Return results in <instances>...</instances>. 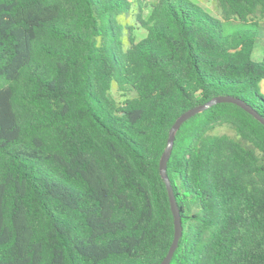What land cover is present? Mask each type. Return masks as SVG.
Returning a JSON list of instances; mask_svg holds the SVG:
<instances>
[{
  "label": "trees",
  "instance_id": "obj_1",
  "mask_svg": "<svg viewBox=\"0 0 264 264\" xmlns=\"http://www.w3.org/2000/svg\"><path fill=\"white\" fill-rule=\"evenodd\" d=\"M214 1L0 0V264H160L176 119L220 96L264 119V0ZM166 174L169 264H264L261 123L212 105Z\"/></svg>",
  "mask_w": 264,
  "mask_h": 264
},
{
  "label": "water",
  "instance_id": "obj_2",
  "mask_svg": "<svg viewBox=\"0 0 264 264\" xmlns=\"http://www.w3.org/2000/svg\"><path fill=\"white\" fill-rule=\"evenodd\" d=\"M217 103L234 104V105L238 106L239 108H241L242 110H244L245 112H247L248 114H250L255 120H257L259 123H261L264 126V119L261 116H259L250 106L245 104L240 99L233 98L230 96L217 97L213 100H210L209 102H207L204 105L197 106V107H194V108L186 111L185 113H183L182 115H180L176 119V121L174 122V124L172 125V127L169 130L167 144H166V147H165V149H164V151L160 157V161H159V174H160V177L162 178V180L164 181L165 188L167 191L168 200H169V204H170V211H171V214L173 217V227H174V235H173V240H172L171 246L169 247V250H168L166 256L163 258V260L160 262V264H169L170 263L171 258H172L173 254L177 248L178 241L182 235V225H181L180 212H179V209H178V206H177L174 194H173L171 184H170L169 179H168L167 174H166V164H167V161L169 159V156H170V153L172 150L175 133L179 129L181 124L184 123L186 120H188L189 118L193 117L194 115L204 111L205 109H207V108H209L212 105L217 104Z\"/></svg>",
  "mask_w": 264,
  "mask_h": 264
},
{
  "label": "rangeland",
  "instance_id": "obj_3",
  "mask_svg": "<svg viewBox=\"0 0 264 264\" xmlns=\"http://www.w3.org/2000/svg\"><path fill=\"white\" fill-rule=\"evenodd\" d=\"M153 1H155V0H146V2H148V3H151ZM193 1L198 3V5H200L202 8H204L211 15L218 16L217 6H216L214 0H193ZM135 12H136V8H134L132 10L131 14H129L125 19L126 23L130 26L134 25ZM147 14H148V9H145L144 10V16H146ZM133 33L135 35L136 40H139L140 38H142L145 35L144 31L141 29L134 30ZM261 55H262L261 48H256L254 55H253V58L255 60H258L261 57ZM263 91H264V89H263ZM216 132L217 133H229V130L226 127H219L216 129Z\"/></svg>",
  "mask_w": 264,
  "mask_h": 264
}]
</instances>
